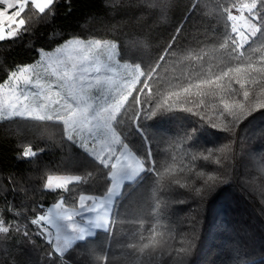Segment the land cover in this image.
<instances>
[{
    "label": "snow or ice",
    "instance_id": "1",
    "mask_svg": "<svg viewBox=\"0 0 264 264\" xmlns=\"http://www.w3.org/2000/svg\"><path fill=\"white\" fill-rule=\"evenodd\" d=\"M142 2L151 7L155 0ZM55 3L57 0H0V42L17 40L30 31L29 26L39 17L25 15L29 6L39 14L48 10L53 15ZM66 3L70 10L71 0ZM195 8L193 5L192 10ZM220 8L225 23L218 41L213 42L211 51L193 48L185 52L183 61L201 63L188 65L171 78L161 74V62L166 64V56L175 54V35L154 63H122L117 42L73 37L54 51L40 50L36 63L9 71L0 82V121L19 118L62 125L66 139L79 144L91 166L82 174L48 175L43 190L57 192V200L46 209L38 205L34 209L37 214L27 217V223L20 219L23 207L17 209L5 200L7 208H0V234L7 237L17 232L29 239L39 236L51 246L47 253L51 264H74L70 253L77 242L88 241L97 230L112 233L117 224L131 223L136 226L133 237L124 245L131 253L128 264H139L141 258L144 264H157L162 254L172 258L169 264H186L195 246L194 234L173 247L157 225L162 205L166 207V197L161 194L175 186L188 188L189 183L177 175V155L171 156V162L157 160L153 145L159 138L148 121L158 113L179 110L197 116L211 128L232 132L240 120L264 109V0H230ZM182 27L183 22L177 34ZM205 57L215 63L205 62ZM197 131H186L183 141H192ZM137 136L142 144L134 142ZM230 145L194 152L189 163H184L181 155L180 173L187 170L203 181L202 186L191 189L195 194L200 195L204 187L211 189L223 177L198 169L194 162L221 164L214 153H231ZM37 155L31 146L21 153L24 159ZM257 163L264 173V163ZM95 172L107 181L103 194L80 192L78 199L72 195L74 188L69 185L85 184ZM145 175L153 177L148 197L153 222L148 228L143 227L142 218L125 219L118 213V205L133 189L139 191ZM257 190L264 195V187ZM4 211L15 218L6 219ZM29 224L34 229H29ZM96 258L108 264L115 259L107 252Z\"/></svg>",
    "mask_w": 264,
    "mask_h": 264
},
{
    "label": "trees",
    "instance_id": "2",
    "mask_svg": "<svg viewBox=\"0 0 264 264\" xmlns=\"http://www.w3.org/2000/svg\"><path fill=\"white\" fill-rule=\"evenodd\" d=\"M229 3L230 0H170L165 4L164 0H155L150 7L142 0H71L69 10L66 0H57L53 15L48 10L39 14L29 6L25 15L39 17L29 26L30 31L17 40L0 42V82L6 80L10 70L37 62L40 50L53 51L73 37L117 42L123 63H154L175 35V54L166 56V64L161 62V74L169 78L180 75L186 66L201 63L183 61L185 52L193 48L211 51L213 42L218 41L225 23L220 5ZM205 62L215 63L208 57ZM148 123L159 138L153 145L157 160L171 162V156L177 155V175L189 183L188 188L175 186L161 194L166 197V207L162 205L159 214L158 232H163L173 247L180 246L181 238L194 234L195 246L186 264H264V195L257 190L264 187V173L257 163H264V109L240 120L232 132L211 128L197 116L179 110L158 113ZM192 128L198 129L193 140L184 142V133ZM134 142L142 144L138 136ZM230 142L231 153H214L221 164L194 162L198 169L223 177L211 189L204 187L200 195L195 194L191 189L202 186L203 181L187 170L180 173L181 155L184 163H189L192 153ZM29 146L38 155L24 159L21 153ZM226 155L230 158L225 159ZM90 166L79 144L66 139L62 125L19 118L0 121V208H7L5 200L17 209L23 207L20 219L25 223L27 217L37 214L34 209L38 205L46 209L57 200V192L43 190L48 175L82 174ZM100 177L101 173L95 172L87 183L69 185L74 188L72 195L77 199L80 192L102 195L107 181ZM152 184L153 177L145 175L139 191L133 189L118 205L119 215L125 219L142 218L144 228L151 226L148 197ZM4 216L15 218L9 211H4ZM28 227L34 229L30 224ZM135 227L119 223L112 233L97 231L88 241L77 242L70 253L74 264H108L96 258L105 252L110 259L115 258L112 264H128L131 253L124 245L132 239ZM49 251L51 246L39 236L29 239L17 232L7 237L0 234V264H51ZM171 259L162 254L157 264H169ZM139 264H144L143 258Z\"/></svg>",
    "mask_w": 264,
    "mask_h": 264
},
{
    "label": "rangeland",
    "instance_id": "3",
    "mask_svg": "<svg viewBox=\"0 0 264 264\" xmlns=\"http://www.w3.org/2000/svg\"><path fill=\"white\" fill-rule=\"evenodd\" d=\"M54 50H55V49H54ZM54 50H53V51H54ZM39 59H40V57H39ZM39 59H38V60H39ZM38 60H37V61H38ZM35 63H36V62H35ZM122 63H123V62H122ZM31 90H34V89H31ZM77 144H78V143H77ZM51 206H52V205H51ZM51 206H49V207H51ZM97 231H102V230H97ZM97 231H96V232H97Z\"/></svg>",
    "mask_w": 264,
    "mask_h": 264
},
{
    "label": "water",
    "instance_id": "4",
    "mask_svg": "<svg viewBox=\"0 0 264 264\" xmlns=\"http://www.w3.org/2000/svg\"><path fill=\"white\" fill-rule=\"evenodd\" d=\"M26 148H27V147H26ZM24 150H25V149H24ZM24 150H23V151H24ZM23 151H22V152H23Z\"/></svg>",
    "mask_w": 264,
    "mask_h": 264
}]
</instances>
